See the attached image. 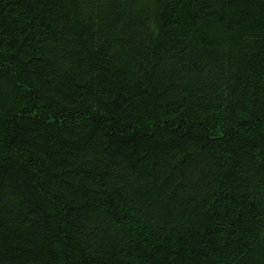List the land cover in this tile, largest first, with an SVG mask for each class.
Returning <instances> with one entry per match:
<instances>
[{
    "label": "trees",
    "instance_id": "16d2710c",
    "mask_svg": "<svg viewBox=\"0 0 264 264\" xmlns=\"http://www.w3.org/2000/svg\"><path fill=\"white\" fill-rule=\"evenodd\" d=\"M0 264H264V0H0Z\"/></svg>",
    "mask_w": 264,
    "mask_h": 264
}]
</instances>
